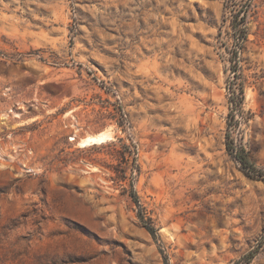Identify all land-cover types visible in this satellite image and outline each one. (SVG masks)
<instances>
[{
	"label": "rangeland",
	"instance_id": "1",
	"mask_svg": "<svg viewBox=\"0 0 264 264\" xmlns=\"http://www.w3.org/2000/svg\"><path fill=\"white\" fill-rule=\"evenodd\" d=\"M226 4L0 0V264H264V0L237 57Z\"/></svg>",
	"mask_w": 264,
	"mask_h": 264
},
{
	"label": "trees",
	"instance_id": "2",
	"mask_svg": "<svg viewBox=\"0 0 264 264\" xmlns=\"http://www.w3.org/2000/svg\"><path fill=\"white\" fill-rule=\"evenodd\" d=\"M234 2V0H227V4L225 6L224 11V21H229V28H230V35L233 39V54L237 57L238 53L242 50L243 44L247 39V15L248 9L250 8V4H244L238 8H230L228 7L229 3ZM227 9V10H226ZM231 108L228 114V128H227V149L233 155V157L240 163V167L245 175L249 177H262V173L258 170L255 165L247 158L246 154L244 153L243 149L236 148L234 145V139L232 136V129H234L233 122L236 120V116L241 112V105H242V90L237 93L236 91H232L231 96ZM233 127V128H232ZM133 199L137 202V198L134 195ZM137 218L139 221L143 223L145 229L154 237L156 234L155 229L153 226L149 225L147 222L144 221V218L141 214L137 213ZM261 247V246H260ZM259 247V248H260ZM258 252V249H255L245 255L246 264L250 262V260L254 257V255Z\"/></svg>",
	"mask_w": 264,
	"mask_h": 264
},
{
	"label": "bare ground",
	"instance_id": "3",
	"mask_svg": "<svg viewBox=\"0 0 264 264\" xmlns=\"http://www.w3.org/2000/svg\"><path fill=\"white\" fill-rule=\"evenodd\" d=\"M104 138H105V134H100L96 137H87L84 140H81V142L79 143V145L81 147H85L88 145H93V144H100L102 142H104Z\"/></svg>",
	"mask_w": 264,
	"mask_h": 264
}]
</instances>
